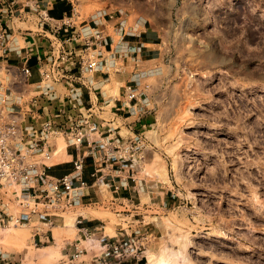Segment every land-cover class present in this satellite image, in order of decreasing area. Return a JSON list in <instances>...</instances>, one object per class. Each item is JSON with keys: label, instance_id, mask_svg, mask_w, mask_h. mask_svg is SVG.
<instances>
[{"label": "rangeland", "instance_id": "rangeland-1", "mask_svg": "<svg viewBox=\"0 0 264 264\" xmlns=\"http://www.w3.org/2000/svg\"><path fill=\"white\" fill-rule=\"evenodd\" d=\"M64 2L77 26L126 14L128 27L157 37V60L136 65L140 100L125 105L132 118L115 124L112 103L99 115L118 126L111 138L140 146L134 163L104 164L108 180L135 178L144 194L118 201L106 182L103 204L51 216L37 206L28 226L0 228V264H264V0ZM40 21L15 20L21 45L18 32H38ZM110 84L123 100L114 73ZM61 153L55 163L72 164ZM79 214L100 218V229L82 230Z\"/></svg>", "mask_w": 264, "mask_h": 264}, {"label": "built area", "instance_id": "built-area-1", "mask_svg": "<svg viewBox=\"0 0 264 264\" xmlns=\"http://www.w3.org/2000/svg\"><path fill=\"white\" fill-rule=\"evenodd\" d=\"M31 14L39 16L42 26L58 23L49 29L52 36L44 59L30 49L12 46L15 20ZM71 20L54 21L44 0H0V57L14 54L18 61L0 65V228L27 224L40 205L44 215L51 216L82 204L91 187L84 178L88 160L93 165V186L108 182L119 191L115 176L108 180L110 169L104 164L137 159L140 146L131 141L91 137L117 131L105 126L114 121L99 116L110 105L100 86L113 73L119 74L127 59L138 64L137 56L133 57L138 51L126 40L135 37L137 29L128 27L126 14H99L78 26ZM32 59L37 61L35 66L30 65ZM98 73L106 78L99 80ZM34 74L37 82L32 80ZM142 75L135 73L125 85L123 98L131 109L132 101L140 100L137 88ZM61 141L73 167L56 177L50 173L55 164L47 162ZM9 189L15 190L11 197Z\"/></svg>", "mask_w": 264, "mask_h": 264}, {"label": "crops", "instance_id": "crops-1", "mask_svg": "<svg viewBox=\"0 0 264 264\" xmlns=\"http://www.w3.org/2000/svg\"><path fill=\"white\" fill-rule=\"evenodd\" d=\"M56 4H57V7L61 8V9L65 7L64 6L65 5L64 0H51L48 2V5L46 6L47 9L49 10V14H50V11L54 10V8L56 7ZM67 16H68L67 12H63V15L61 18L52 17L50 15V17L52 19H54V21H61L64 18H67ZM16 34L17 33L14 32L12 37H11L14 40V43L12 44L13 47L16 45L17 47L30 49V51L33 55L39 56L42 59H44L49 54L48 47H49L50 42L46 38L48 36L51 37L52 33H51V31L46 30L44 28V26H42L41 24L38 25V32L27 33V34L18 32V34L20 36H22V38L24 39L23 45H21V41L19 40V38L17 37ZM26 35H28V36H26ZM129 40L130 41L128 42V44L130 46L135 47L136 50L138 51V54H137V58H139L138 64L139 63H145V62H152L154 60H157L158 54L156 52L157 48H155V47L158 46L159 44L157 42V37L155 34H153L152 32H148L147 29L140 30V31L137 29V35L134 38H130ZM150 46L153 48H149ZM5 59L6 58H4L3 60L0 61L1 65H5V64L16 65L18 63L14 54L10 55L7 58L8 60H5ZM36 63H37V61H36ZM33 66H35V65H33ZM137 72H138V70H137V66H136L135 62H132V60L129 58L127 61H125L124 71L121 74H115L114 78L118 79L119 82L126 85V84H128V82H130L132 80L134 74ZM35 75L37 76V74H34V77H35ZM97 77L99 80L106 78V76H103V74H101V73H98ZM36 78L37 79L34 80L33 82H37V80L39 78H38V76ZM111 80H112V75L110 76V78L108 80L109 84L105 83L104 85H101L100 87H103V90H104V88H106V86L111 85L110 84ZM104 96H105V99L107 102H109L110 104L111 103L114 104L117 112H119V111L123 112V113L114 112V114H112L115 117V124H117L118 120H120V119H127L128 120V119L132 118V116L125 118V114L129 113L131 110H129L127 107H125L124 98H123V100L117 99L116 97H114L113 99H109L110 97H112V94H110V92L105 93ZM100 99H101V97H100ZM86 100H87V97H86ZM132 115H133V113H132ZM116 121H117V123H116ZM107 124H108V126H109V124L111 126L115 125V124H111V123H107ZM115 127L117 128V131L113 134L105 133L101 136L97 135V134H92L91 137L95 140H102L105 142H109V140L113 139V138H111L113 135H115V134L117 135L120 133L118 126H115ZM113 143L117 144L118 142H113ZM66 156L69 158L68 155H66ZM71 160H72V158H71ZM61 163H64V162H61ZM61 163L55 164V166L50 170V173L53 176L62 177L65 174H68L72 170V167H73L72 164H70V163L61 164ZM89 163L92 164L91 160H88V164H87V167H86V170L84 173V178L89 183V185H91V187L88 190L87 195L84 197V199L82 201L83 206L90 205L91 203L103 204L106 201L105 196L102 192V186H104V185H102L100 187H98L96 185L93 186L94 179L91 180L92 171L89 172V169H88ZM133 181H134L133 182L134 184L129 182L128 178L125 175H122L120 180L115 179L114 183H116L118 186H120L119 190L121 191V194H120L119 198H115V194H119V192L114 190V188L113 189L109 188L114 199L118 200V201H120V200L132 201L134 198H142V195L144 193L141 194L140 182L138 180H136L135 178H133ZM79 216H81L83 218L82 223L85 224V227H83L82 230L89 233L90 230L100 229L101 223H102V220L100 218L91 217V216H84L83 214H79ZM64 226H65V224H64ZM58 228H61V227H55L54 229H58ZM51 236L54 238L53 230H51ZM40 237H42V239L48 238V237H46V233L44 234V236H40ZM103 237H105V235ZM76 258H77V256H75V260H76ZM70 262H71V260H70Z\"/></svg>", "mask_w": 264, "mask_h": 264}, {"label": "bare ground", "instance_id": "bare-ground-1", "mask_svg": "<svg viewBox=\"0 0 264 264\" xmlns=\"http://www.w3.org/2000/svg\"><path fill=\"white\" fill-rule=\"evenodd\" d=\"M105 84V83H104ZM103 84V85H104ZM107 84H108V82H107ZM103 92H104V94L105 93H107V91L105 90V88H104V90H103ZM64 143V142H63ZM61 145V144H60ZM60 145H59V148H58V151L56 152V154H55V156L51 159V162H52V164H57V163H55V159L57 158V156H59V154L61 153V158H64L67 154H66V145H65V143H64V145H65V148L63 149V150H61V148H60ZM14 225V224H13ZM29 224L27 223V224H23V225H19V226H28ZM14 226H16V227H19V226H17V225H14ZM183 246V245H182ZM191 248V247H190ZM180 249V248H179ZM186 249V248H185ZM170 252L171 253H173L174 255H178L180 252L178 251V250H176V249H174V248H171L170 247ZM184 250V249H183ZM182 253V252H181ZM161 263L162 264H166V263H164V262H162L161 261Z\"/></svg>", "mask_w": 264, "mask_h": 264}, {"label": "trees", "instance_id": "trees-1", "mask_svg": "<svg viewBox=\"0 0 264 264\" xmlns=\"http://www.w3.org/2000/svg\"><path fill=\"white\" fill-rule=\"evenodd\" d=\"M64 4V3H63ZM64 6H66V5H64ZM58 9V10H57ZM71 8L69 7V8H66V7H64V8H59V7H57V4H56V7L54 8V10L53 11H50V15L52 16V17H58V18H61L62 17V15H63V12H67V13H70V10ZM69 11V12H68ZM35 63H36V60L35 59H32L31 61H30V65L31 66H33V65H35Z\"/></svg>", "mask_w": 264, "mask_h": 264}]
</instances>
